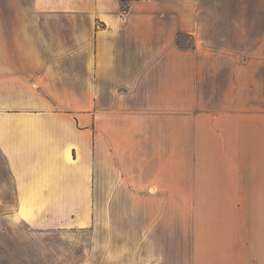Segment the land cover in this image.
<instances>
[{"label":"crops","instance_id":"1","mask_svg":"<svg viewBox=\"0 0 264 264\" xmlns=\"http://www.w3.org/2000/svg\"><path fill=\"white\" fill-rule=\"evenodd\" d=\"M122 1L0 0V264H264V0Z\"/></svg>","mask_w":264,"mask_h":264},{"label":"rangeland","instance_id":"2","mask_svg":"<svg viewBox=\"0 0 264 264\" xmlns=\"http://www.w3.org/2000/svg\"><path fill=\"white\" fill-rule=\"evenodd\" d=\"M129 4H130V0H123L122 1V7L124 8V9H127L128 7H129ZM184 39H186V38H184ZM183 39V40H184Z\"/></svg>","mask_w":264,"mask_h":264}]
</instances>
